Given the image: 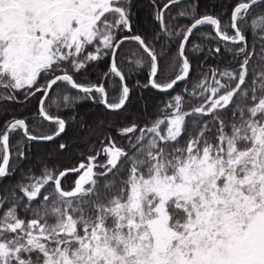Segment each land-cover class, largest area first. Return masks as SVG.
I'll return each instance as SVG.
<instances>
[{
    "label": "snow or ice",
    "instance_id": "6c2138e0",
    "mask_svg": "<svg viewBox=\"0 0 264 264\" xmlns=\"http://www.w3.org/2000/svg\"><path fill=\"white\" fill-rule=\"evenodd\" d=\"M180 2H153L155 39L176 44L169 53L124 34L132 32L131 0H0V104L42 94L39 116L53 125L41 134L26 118L5 121L0 178L14 173L13 161L27 159L28 142H54L65 132V119L45 106L53 86L75 90L62 95L64 107L81 98L114 112L127 107L133 89L117 62L127 42L140 55L125 62L148 66L144 87L169 97L150 120L114 129L127 149L105 135L103 147L77 166L61 170L43 159L38 175L29 170L0 197V264H264V0H236L223 26L220 16L198 11V0L178 13L190 18L188 26L170 24L166 12ZM205 25L214 35L203 39L220 41L213 54L223 47L236 67L202 66L192 90L176 92L192 71L190 37ZM165 57L173 75L162 80ZM105 58L109 70L99 82L77 81ZM113 77L119 83L110 100L106 81ZM193 99L198 106L186 111ZM17 131L22 139L13 152ZM101 155L105 162L97 163ZM70 173L77 178L65 188Z\"/></svg>",
    "mask_w": 264,
    "mask_h": 264
},
{
    "label": "trees",
    "instance_id": "16d2710c",
    "mask_svg": "<svg viewBox=\"0 0 264 264\" xmlns=\"http://www.w3.org/2000/svg\"><path fill=\"white\" fill-rule=\"evenodd\" d=\"M131 2L132 32H125L124 34H139L145 38L146 41L153 43L158 51L167 48L169 53H174L176 51V44L173 43L171 39L164 37L158 40L155 39L160 29L158 22L154 18L156 11L153 7L154 0H131ZM160 2H167V0H160ZM198 2L199 12H207L220 16L223 26V24L229 22L231 6L236 3V0H198ZM186 3L187 0H181L180 3L171 6L166 12L165 19L172 25L187 26L190 23V18L178 14L180 10L185 8ZM253 11L255 12L257 9ZM208 33L214 35L213 27L205 25L198 28L190 37L187 54L193 66L192 71L187 81L181 82L176 86V92H181L185 86L188 87L190 92L192 87L197 83V78L201 76L202 66L203 70L216 68L220 71L226 68L231 70L236 67L233 57L225 52L223 47L221 48V53L213 54L212 49L220 44V41L203 39V35ZM253 36L254 34L249 32L250 44L256 43ZM192 44H200L203 51L193 49ZM228 46L231 47V44ZM138 49L139 46L137 43L127 42L119 50V55L117 57L120 68L125 73L129 74L127 83L129 87L133 89L131 100L123 111L114 112L106 109L98 100L92 101L82 98L79 99L78 102H74L72 107H64L62 95L71 91V94L76 96L75 90L68 89L63 83L53 86V89L46 99L45 106L48 107L52 105L53 107L50 109L51 113L53 115L58 114L61 118L65 119L66 130L54 142H28L26 147L27 159L23 161H13L14 173L6 178H0V197L14 188L26 174H29V170H31V173L38 175L40 171L38 163L43 159L49 160L61 170L77 166L82 156L87 157L88 155H94L96 151H99L103 147L101 141L104 139L105 135H110L115 141L116 146L127 149L128 145L126 138L119 135L114 129L130 124L133 121L143 123L150 120L157 112L158 108L162 106L164 100L169 98L156 89L144 87L148 77L147 64L137 68L134 63L125 62L128 60L134 61L136 57L133 56V53L135 52L137 55H140ZM144 59L147 60V57L145 56ZM256 59H258V57L254 58L253 64H255ZM167 62V57L160 60L162 69L160 78L162 80L173 75L166 67ZM108 70V58H105L99 62L90 64L86 71L79 73L75 78L78 82L95 83L99 82L102 73ZM221 82L223 83L224 80L222 79ZM118 83V78L115 77L106 81L110 100L116 95L112 89H114ZM39 95L38 93L35 97L30 98L26 102H6L0 104V127L3 126L5 121L14 116L16 118H26L30 127L33 124L37 125V127L33 129L35 132L41 134L49 133L53 125L39 116L37 109ZM185 99L186 101L190 100L187 94H185ZM198 103V100H191L190 104L185 105V110L190 111L191 107L198 106ZM200 119H210V117H201ZM21 139L22 135L19 131L10 134V146H12L13 152L15 151L17 141ZM59 143H66L67 149L58 150L57 145ZM104 162L105 157L101 155L97 163ZM74 181V173H70L66 178L62 179L65 188L71 187Z\"/></svg>",
    "mask_w": 264,
    "mask_h": 264
},
{
    "label": "water",
    "instance_id": "95a60500",
    "mask_svg": "<svg viewBox=\"0 0 264 264\" xmlns=\"http://www.w3.org/2000/svg\"><path fill=\"white\" fill-rule=\"evenodd\" d=\"M188 25H189V24H188ZM188 25H187V26H188ZM213 31H214V29H213ZM127 35H132V34H127ZM108 65H109V60H108ZM147 81H148V77H147L146 83H147ZM41 95H42V94L39 95L38 100H37V109L39 108V100H40ZM98 101H99V100H98ZM101 104H102V103H101ZM102 105H103V104H102ZM103 106H104V105H103ZM38 112H39V111H38ZM64 169H65V168H64Z\"/></svg>",
    "mask_w": 264,
    "mask_h": 264
},
{
    "label": "flooded vegetation",
    "instance_id": "af4514ba",
    "mask_svg": "<svg viewBox=\"0 0 264 264\" xmlns=\"http://www.w3.org/2000/svg\"><path fill=\"white\" fill-rule=\"evenodd\" d=\"M76 178H77V176H76V174H75V179H76ZM73 184H74V183H73ZM73 184H72V185H73ZM72 185H71V186H72Z\"/></svg>",
    "mask_w": 264,
    "mask_h": 264
}]
</instances>
